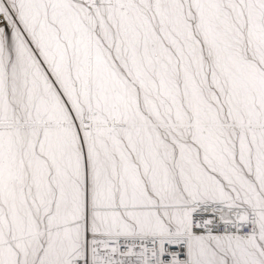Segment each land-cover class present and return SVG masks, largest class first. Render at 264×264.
<instances>
[{
	"label": "snow or ice",
	"instance_id": "obj_1",
	"mask_svg": "<svg viewBox=\"0 0 264 264\" xmlns=\"http://www.w3.org/2000/svg\"><path fill=\"white\" fill-rule=\"evenodd\" d=\"M0 264H264V0H0Z\"/></svg>",
	"mask_w": 264,
	"mask_h": 264
}]
</instances>
